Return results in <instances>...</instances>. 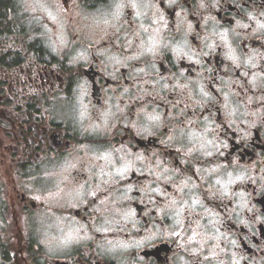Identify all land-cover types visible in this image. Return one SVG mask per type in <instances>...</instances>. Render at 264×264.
Wrapping results in <instances>:
<instances>
[{
  "label": "clouds",
  "instance_id": "obj_1",
  "mask_svg": "<svg viewBox=\"0 0 264 264\" xmlns=\"http://www.w3.org/2000/svg\"><path fill=\"white\" fill-rule=\"evenodd\" d=\"M0 64V264H264V0H0Z\"/></svg>",
  "mask_w": 264,
  "mask_h": 264
},
{
  "label": "flooded vegetation",
  "instance_id": "obj_2",
  "mask_svg": "<svg viewBox=\"0 0 264 264\" xmlns=\"http://www.w3.org/2000/svg\"><path fill=\"white\" fill-rule=\"evenodd\" d=\"M13 69L8 68L6 65L4 64H0V78L3 77V74L5 72H12ZM89 74V73H86ZM67 73L64 74V83L65 85L68 84V80H67ZM45 81H47V77H45ZM8 85L6 83H0V88L3 89H7ZM95 87V86H94ZM6 95V93H5ZM95 95V93H94ZM48 99H54V97H48ZM29 112H32V109H28ZM0 116H4V120L7 121L11 118L10 116V107L9 104L7 103V100H2L0 101ZM38 127H37V133L39 134V128L42 127V125L39 124V121L36 122ZM16 127V131H17V142H19V127ZM24 136H28L30 133L28 131V124L25 123L24 124ZM54 126H49L46 134H45V139L47 140L48 137L50 136V140L52 142V145L54 147H61L64 146L66 147L67 144H61L57 133H52ZM57 132H59V129H55ZM12 137L9 136L7 134V130L0 128V177H3L4 179L8 178V173H10L12 171V169H14L16 167V163H15V152H14V145L10 144V142L12 141ZM138 143L141 146H144V142L142 141H138ZM250 154V153H249ZM260 203H264V198H262L260 201H258ZM17 250L20 252L19 255V264H32V259L30 257L29 254V246L26 242V240H21V243L18 245ZM168 252L170 251V249L168 248L167 245H162L160 246L158 249L155 250V252L153 253H149V252H145L144 254L146 256L148 255H155L156 258L158 260H162L163 258L161 257V255H164V253L161 252ZM161 253V255H160ZM152 264H155V262L153 261Z\"/></svg>",
  "mask_w": 264,
  "mask_h": 264
}]
</instances>
